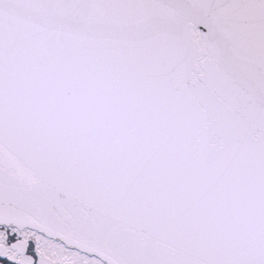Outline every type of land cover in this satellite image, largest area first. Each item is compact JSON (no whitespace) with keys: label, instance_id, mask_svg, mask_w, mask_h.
<instances>
[{"label":"snow or ice","instance_id":"1","mask_svg":"<svg viewBox=\"0 0 264 264\" xmlns=\"http://www.w3.org/2000/svg\"><path fill=\"white\" fill-rule=\"evenodd\" d=\"M0 264H264V0H0Z\"/></svg>","mask_w":264,"mask_h":264}]
</instances>
